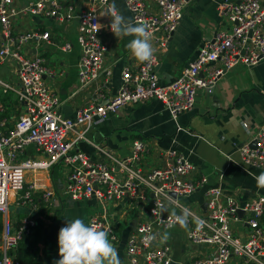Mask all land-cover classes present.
Returning a JSON list of instances; mask_svg holds the SVG:
<instances>
[{
  "label": "built area",
  "instance_id": "2783aa9c",
  "mask_svg": "<svg viewBox=\"0 0 264 264\" xmlns=\"http://www.w3.org/2000/svg\"><path fill=\"white\" fill-rule=\"evenodd\" d=\"M17 0H0V65L12 67L18 84L0 77V213L3 216L0 238V264H23L17 259L16 249L24 235H33L38 224L36 213L52 212L59 205L58 190L40 188L37 180L27 181L30 172L64 165L59 179L60 191L75 200L94 198L101 207L99 214L87 224L108 230L111 243H117L116 222L107 208L111 204L144 207L146 214L138 213L136 227L126 242L128 264H170L172 247L163 240L165 232L177 227L175 216L184 210L190 214L184 228L192 245L208 247L205 254L197 253L192 264H264V194L246 201L230 195L222 184L211 185L207 175L198 176V166L188 156L173 148L158 149L160 163L151 169L142 165L150 145L136 139L127 156L106 152L105 158L93 159L74 148L69 132L76 130L79 137L97 121L115 113L130 103L159 99L171 110L172 117L190 110L200 90H213L229 69L238 65H255L264 59V0H223L218 10L231 29L218 30L199 48L197 57L183 67L179 76L163 82L156 66L154 52L151 63H140L136 71L124 69L118 92L107 102L99 93L92 103L77 109L75 117H65L60 111L61 99L47 82L56 70L48 66L44 57L28 56L24 47L34 39L49 42V31L13 32V18L20 13L45 15L66 23L77 19L78 44L82 54L79 62V83L85 86L102 74L109 81L112 74L105 65L107 46L100 36V11L107 10L110 0H89L79 9L68 0H29L16 8ZM190 0H125L134 22H147L152 39L164 49L183 17ZM98 23V24H97ZM102 25V24H101ZM70 42L61 45L71 48ZM15 92L14 110L8 113V103ZM7 97V98H6ZM6 98V99H4ZM4 99V100H3ZM84 127L83 130L79 128ZM178 129L182 127L179 125ZM255 141L256 146L251 143ZM32 147V148H31ZM31 148V149H30ZM241 167L264 170V127L239 147ZM203 193L206 204L203 212L195 210L180 199L194 193ZM174 194V195H173ZM163 206L165 211L161 212ZM11 207H25L35 215L27 214L21 220L10 217ZM242 210L244 213L240 214ZM203 222L202 224L200 222ZM248 225L241 236L235 224ZM158 234L151 242L145 235Z\"/></svg>",
  "mask_w": 264,
  "mask_h": 264
},
{
  "label": "crops",
  "instance_id": "0c3cea01",
  "mask_svg": "<svg viewBox=\"0 0 264 264\" xmlns=\"http://www.w3.org/2000/svg\"><path fill=\"white\" fill-rule=\"evenodd\" d=\"M79 9L85 8L89 0H68ZM111 3L113 0H110ZM223 0H190L184 8L183 17L170 37L166 47L161 49L152 39L154 52L158 56L156 71L163 82L177 78L190 61L198 55L199 48L206 39L212 38L218 30L231 29L232 24L218 10ZM237 1V0H235ZM29 0H17L16 8H22ZM117 9L126 18L133 20V14L126 8L125 0H115ZM106 10L100 11V14ZM100 36L107 46L105 65L112 74L109 81L101 75L92 83L80 86L79 62L81 48L78 44L77 19L61 23L45 15L20 13L13 18L15 34L26 31H49L51 40L34 39L28 43L23 53L28 56L39 55L46 59L48 66L56 70L54 78L47 76V82L61 99L60 111L65 117H75L78 108L88 106L99 93H103V102L111 99L122 84L124 69L136 71L140 63L128 49L127 44L134 38H117L108 27L110 18L100 16ZM0 28V39L2 41ZM70 42L71 48L63 50L61 45ZM0 77L18 84L19 80L9 64L0 65ZM12 101L8 103V113L14 110L15 92H11ZM182 129L179 130L178 126ZM264 127V59L255 65L238 64L229 69L217 82L213 90L202 89L198 92L196 103L190 110L182 111L177 120L171 110L156 98L140 103H130L103 120H97L86 133L79 137L76 130L69 132L68 139L74 142V148L84 151L93 159L105 158L106 152L119 157L129 155L134 140L141 139L150 145L142 160L146 169L160 163L156 159L158 149L173 148L184 153L197 164L198 176H208L211 185L222 184L224 189L239 201H246L257 194H264V188H258L252 174L259 175L263 169L241 167L239 147L251 142L254 135ZM84 127L79 128L83 130ZM32 148V147H31ZM30 148V149H31ZM58 166V165H57ZM42 169L30 172L28 180H37L40 188L52 187L58 190L59 205L49 214L38 211V224L34 235L36 240L35 258L41 264H55L60 259L58 246L59 230L67 221L76 218L86 224L89 219L101 212L94 198L75 200L65 195L59 179L61 169ZM195 210L203 212V193H194L180 199ZM13 209V207L11 208ZM16 207L12 212L22 218L26 214L35 215L29 209ZM205 209V208H204ZM108 214L114 217L119 234L117 243H112L119 252L122 264H128L126 242L140 211L146 214L144 207H128L123 204H111ZM3 221V218H2ZM264 221V220H263ZM236 232L245 236L248 225L235 224ZM169 243L172 247L170 264H192L197 253L205 254L208 247L192 245L183 227L169 230ZM2 236V230L0 238Z\"/></svg>",
  "mask_w": 264,
  "mask_h": 264
},
{
  "label": "clouds",
  "instance_id": "9594fccd",
  "mask_svg": "<svg viewBox=\"0 0 264 264\" xmlns=\"http://www.w3.org/2000/svg\"><path fill=\"white\" fill-rule=\"evenodd\" d=\"M100 16L110 18L108 27L117 38L121 36L134 37L127 47L139 62L151 63L154 60L151 43L152 32L147 22H134L132 19L126 18L117 9L115 0ZM98 25L100 26L98 29L104 27V25ZM252 175L257 187L264 188V172ZM165 210L162 206L161 212ZM189 214L187 210H184L182 215L175 216V222L181 227L187 228ZM157 235H145V242H153ZM162 239L165 241L169 239L167 232L164 233ZM58 246L60 259L55 264H122L118 250L109 239L108 230L86 224L80 218L68 220L66 226L59 230Z\"/></svg>",
  "mask_w": 264,
  "mask_h": 264
},
{
  "label": "trees",
  "instance_id": "16d2710c",
  "mask_svg": "<svg viewBox=\"0 0 264 264\" xmlns=\"http://www.w3.org/2000/svg\"><path fill=\"white\" fill-rule=\"evenodd\" d=\"M7 98V97H6ZM4 98V99H6ZM3 99V100H4ZM2 214L0 213V234L3 227ZM36 240L35 235H24L16 249V256L23 264H41L36 258Z\"/></svg>",
  "mask_w": 264,
  "mask_h": 264
},
{
  "label": "rangeland",
  "instance_id": "374dc122",
  "mask_svg": "<svg viewBox=\"0 0 264 264\" xmlns=\"http://www.w3.org/2000/svg\"><path fill=\"white\" fill-rule=\"evenodd\" d=\"M57 168H60V169H64L65 168V166L64 165H58L57 166ZM61 171V170H60ZM28 175H29V173H28ZM27 175V176H28ZM28 181H31V180H28ZM22 209L23 208H25V207H21ZM22 209H21V211H22ZM100 209H101V207H100ZM15 212V211H14ZM14 212H12L11 211V214H10V217H11V219H13V220H21V219H23L24 217H25V215H24V217H23V214H22V218L21 217H19V214H21V213H19V214H15ZM27 215V214H26Z\"/></svg>",
  "mask_w": 264,
  "mask_h": 264
},
{
  "label": "water",
  "instance_id": "95a60500",
  "mask_svg": "<svg viewBox=\"0 0 264 264\" xmlns=\"http://www.w3.org/2000/svg\"><path fill=\"white\" fill-rule=\"evenodd\" d=\"M238 2H240L241 0H237ZM173 34H174V32H172V35L171 36H173ZM251 145L253 146V147H255L256 146V143H255V141H253L252 143H251ZM174 195V194H173ZM206 207V204L204 203L203 204V208H205ZM12 208V207H11ZM239 213L240 214H243L244 212L242 211V210H240L239 211ZM183 214V213H182ZM135 227H136V221L134 222V224H133V229H135Z\"/></svg>",
  "mask_w": 264,
  "mask_h": 264
}]
</instances>
